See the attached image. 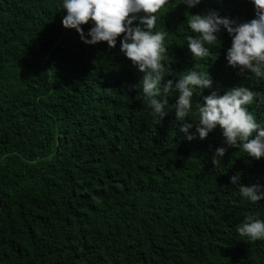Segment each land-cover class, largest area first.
Listing matches in <instances>:
<instances>
[{
	"label": "trees",
	"instance_id": "1",
	"mask_svg": "<svg viewBox=\"0 0 264 264\" xmlns=\"http://www.w3.org/2000/svg\"><path fill=\"white\" fill-rule=\"evenodd\" d=\"M62 5L0 0V264H264V240L237 232L248 215L264 220V199L245 200L230 181L240 173L238 184L264 186V157L227 147L219 126L189 141L172 109L176 94L159 121L135 98L144 73L120 51L122 36L113 48L84 43L63 26ZM166 7L157 29L169 33L176 75L165 80L196 65L212 80L203 95L264 92V80L228 64L223 26L211 57L195 61L187 48L195 34L186 14L215 10L245 22L255 18L252 0ZM92 26H82L86 35ZM198 99L197 91L189 123ZM249 110L264 123V103Z\"/></svg>",
	"mask_w": 264,
	"mask_h": 264
},
{
	"label": "clouds",
	"instance_id": "2",
	"mask_svg": "<svg viewBox=\"0 0 264 264\" xmlns=\"http://www.w3.org/2000/svg\"><path fill=\"white\" fill-rule=\"evenodd\" d=\"M201 0H179L189 7ZM255 18L245 22L221 17L215 10L207 14H186L187 25L195 35L187 36V48L195 61L211 57L209 46L216 45L217 33L221 26L232 38L227 50L228 64L241 70H250L254 77L264 80V0H252ZM170 0H63L62 10L66 15L62 19L65 28H73L81 40L89 45L107 42L109 48L116 47L120 40V51L144 73L140 83L133 85L140 99L151 113L158 115L159 121L174 109L175 119L181 121L180 131L191 141L197 134L206 139L217 126L222 130L227 147L242 149L248 157H264V123L257 121L249 106L259 100L264 103V92L250 90L245 86H233L222 95L212 91L203 95L204 88H210L212 80L206 71L194 65L178 80L167 79L176 75L170 67L167 55L170 45L166 42L168 32L157 29V13L168 11ZM176 5V4H175ZM146 25L142 28L134 22ZM91 23L87 35L83 25ZM90 37V39L88 38ZM181 46V45H180ZM199 92L196 102V120L189 123L186 118L193 112V100ZM176 94L178 98L168 109V96ZM158 97H163L162 99ZM202 97V99H200ZM167 109V110H166ZM195 127V132L189 130ZM227 147H217L212 156L214 166L221 162ZM240 173L230 177L237 184L241 196L255 204L264 199V186L238 184ZM241 237L249 241L264 240V220L252 215L237 226Z\"/></svg>",
	"mask_w": 264,
	"mask_h": 264
}]
</instances>
